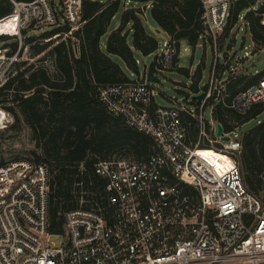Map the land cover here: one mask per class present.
I'll use <instances>...</instances> for the list:
<instances>
[{"label":"built area","instance_id":"2783aa9c","mask_svg":"<svg viewBox=\"0 0 264 264\" xmlns=\"http://www.w3.org/2000/svg\"><path fill=\"white\" fill-rule=\"evenodd\" d=\"M11 1L0 34L20 42L27 29H59L51 39L86 21L84 0ZM232 1L202 0L201 39L212 45L215 59L208 80L187 101L176 96L171 105L158 104L147 77L100 87L109 113L151 135L156 150L147 158L99 159L104 200L66 212L63 230H50L47 164L19 156L0 165V264H264V189L254 194L244 181L243 133L237 131L243 123L228 120L233 126L227 129L216 116L219 106L239 114L264 106V76L246 88L229 86L250 55L219 48ZM180 46L169 35L159 42L156 62H175ZM17 55H9L11 63ZM219 63L230 66L218 73ZM201 92L198 102L193 95Z\"/></svg>","mask_w":264,"mask_h":264},{"label":"trees","instance_id":"16d2710c","mask_svg":"<svg viewBox=\"0 0 264 264\" xmlns=\"http://www.w3.org/2000/svg\"><path fill=\"white\" fill-rule=\"evenodd\" d=\"M126 2L133 5L150 2L152 18L178 40L179 46L185 40L195 49L205 34L202 0H84L83 19L86 21L53 46L55 71L52 73L44 65L30 63L23 67L28 61L19 59L22 45L17 36L0 34L8 48L7 54L18 52L17 59L11 63L15 69L0 85V106L13 115L10 127H19L22 120L30 125L32 137L41 151L33 150L34 157L29 158L49 167L52 232L64 229L66 212L104 200L106 179L95 167L99 159L114 155L147 158L156 150L151 135L130 126L124 117L109 113L98 95L103 85L132 79L128 70L139 74L137 52L150 55L159 48V39L146 28L144 11L139 6L123 9ZM12 11L11 0H0V19ZM120 11L121 23L110 32L103 46V36ZM241 18H245L251 31L254 51L264 49V0H233L227 26L220 37V50L233 48L234 43L227 39ZM69 28L67 25L60 29ZM57 32L59 29H53L42 35L49 38ZM36 38L27 36L26 41ZM51 41L53 38L41 48ZM114 57H119L124 66ZM174 61L179 62L178 56ZM229 66L230 63H219L218 73ZM185 70L191 75L190 69ZM202 73L203 64H200L191 76V92L179 91L185 95L197 92ZM263 76L264 69L238 74L229 86L233 90L246 88ZM6 95H9V104H6ZM263 109L264 106H255L248 113L239 114L219 106L216 116L228 129L233 126L228 120L244 123ZM238 158L245 183L251 192L260 195L264 189V120L244 132ZM5 162L0 160V165Z\"/></svg>","mask_w":264,"mask_h":264},{"label":"rangeland","instance_id":"374dc122","mask_svg":"<svg viewBox=\"0 0 264 264\" xmlns=\"http://www.w3.org/2000/svg\"><path fill=\"white\" fill-rule=\"evenodd\" d=\"M150 2L145 4H132L131 2H126L123 6V9H126L131 6H139L144 11V19L148 32L155 35L159 42L167 39L169 34L160 28L157 22L152 18L150 14ZM122 11L117 13L115 18L112 20V23L109 27L108 32L103 36L102 42L103 46L106 43L107 37L110 32L118 27L121 23ZM0 29L5 27L7 21H0ZM10 22H14L11 20ZM130 26V24H129ZM53 28L43 27L40 29H27L26 32H22V45L20 60H26L25 66H28L30 63L36 65H44L51 73L55 71L54 67V54L51 52L55 43L58 40L64 39L67 35L64 33L62 37H54L47 46L42 49V45H46L49 39L45 38L42 34L46 31H51ZM10 34V33H9ZM36 36L37 38L31 42L26 41L27 36ZM20 39L19 37H16ZM15 38V39H16ZM76 39L73 38V41ZM234 43L232 48L233 51L238 52V54L244 55L246 51H250V55L241 60L242 68L239 71H251L252 73H257L264 69V49L259 51H254V42L250 29L246 25L245 18L237 23V25L230 31L227 42ZM4 42L0 39V85L4 83L10 74L11 70L15 67H12L11 59L7 54V48L5 49ZM77 42L75 46L77 47ZM179 54V62H173L172 64L163 65L156 62V55L158 49L150 55H143L140 52H137V57L140 64L139 74H134L128 70V73L131 78L142 77L148 78L149 81L154 83V87L157 89L156 101L161 105H171L173 104L171 97H184L187 101L189 95L181 93L179 89L191 92L189 85L192 83V74L196 71L197 67L200 64H203V77L200 80V85L208 80L210 76V71L212 67L213 60L215 59V52L212 45L201 39L200 43L196 46L195 49L185 41H181ZM118 60L123 66L124 62L119 57H114ZM154 64V69L151 70V65ZM181 67V68H180ZM185 68L190 69L189 75ZM9 95H6V104H9ZM264 120V111L260 112L253 118L244 122L237 131L239 133L246 132L249 128L256 125L258 122ZM14 118L11 112H8L0 106V123L5 122L7 127L0 128V160L4 159L9 161L16 156H27L34 157L33 150L41 151V148L37 146V142L32 137V130L30 125L22 120L21 124L17 128L10 127L13 123ZM53 242L58 244L61 239L59 237H53Z\"/></svg>","mask_w":264,"mask_h":264},{"label":"water","instance_id":"95a60500","mask_svg":"<svg viewBox=\"0 0 264 264\" xmlns=\"http://www.w3.org/2000/svg\"><path fill=\"white\" fill-rule=\"evenodd\" d=\"M203 96H204V92H201V93L194 94V95H193V98H196L197 101L200 102V101L202 100ZM218 128H219V130H218L219 133H222V131H223V126H222L221 123L218 124ZM225 138L227 139L228 137H225Z\"/></svg>","mask_w":264,"mask_h":264},{"label":"crops","instance_id":"0c3cea01","mask_svg":"<svg viewBox=\"0 0 264 264\" xmlns=\"http://www.w3.org/2000/svg\"><path fill=\"white\" fill-rule=\"evenodd\" d=\"M241 65H242V64H241ZM241 68H242V66L239 67V69H241ZM239 73H240V74H242V73H243V74H252L251 71H243V72H242V71H239Z\"/></svg>","mask_w":264,"mask_h":264},{"label":"bare ground","instance_id":"6f19581e","mask_svg":"<svg viewBox=\"0 0 264 264\" xmlns=\"http://www.w3.org/2000/svg\"><path fill=\"white\" fill-rule=\"evenodd\" d=\"M12 20H14V19H12ZM1 21V20H0ZM14 22H15V20H14ZM1 23V22H0Z\"/></svg>","mask_w":264,"mask_h":264}]
</instances>
